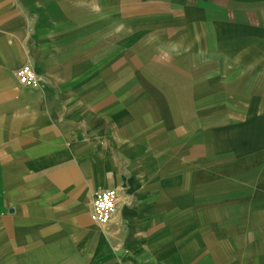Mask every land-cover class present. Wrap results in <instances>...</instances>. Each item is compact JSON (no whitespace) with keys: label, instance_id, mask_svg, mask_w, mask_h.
Here are the masks:
<instances>
[{"label":"crops","instance_id":"obj_1","mask_svg":"<svg viewBox=\"0 0 264 264\" xmlns=\"http://www.w3.org/2000/svg\"><path fill=\"white\" fill-rule=\"evenodd\" d=\"M129 2L0 0V264H264V250H236L247 238L264 248V211L246 210L264 206V177L250 174L264 163V98H251L248 110L241 108L249 116L241 117L237 97L250 85L243 78L264 94V0H221L213 9L234 17L221 22L200 8L185 11L198 21L193 31L201 26L197 49L238 70L232 83L208 85L234 101L221 103L223 128L211 130L216 138L207 146L194 145L188 129L196 116L208 130L213 123L198 106L200 95L193 98L207 93L200 85L208 77L205 56L161 62L155 43L135 41L134 57L116 53L114 28L88 42L83 35L71 45L58 40L61 21L104 19L118 9L124 18ZM92 8L96 13H87ZM177 25L171 31H182ZM105 37L110 43L102 45ZM24 64L42 76L39 87L19 84L15 73ZM97 64L106 66L97 71ZM99 76L104 91L81 85ZM231 84L237 88L229 94ZM214 150H238L231 156L240 158L232 162L238 166L210 163ZM114 188L123 196L112 221L100 226L90 217L91 200ZM245 211L263 224L260 230L235 229Z\"/></svg>","mask_w":264,"mask_h":264},{"label":"rangeland","instance_id":"obj_2","mask_svg":"<svg viewBox=\"0 0 264 264\" xmlns=\"http://www.w3.org/2000/svg\"><path fill=\"white\" fill-rule=\"evenodd\" d=\"M165 1H166V3L165 2L163 3V0H162V2H160V1H154L153 2V0H150V1H148V3H144V2L140 3L139 0H134V1L130 0V2L126 4L128 11L125 10V12L127 14L125 13L124 18H122V14H123L122 9H118V12L114 13L113 15H107L104 17V19L95 20L93 17L92 19L91 18L86 19V21H82V22H77L76 20H73V19L69 20V21H61L57 25V27H58L57 30H55L56 36L58 37V40L60 42H62L64 44H66L68 42V45H71V43H69V42L71 40H73V42H75L77 38L81 37V35H83L85 38H87L86 42H88L91 40V38H90L91 36H95L98 38L101 36L104 37L106 33L110 32V30L114 28V30H116V31H115V35L113 37L114 40L112 43H114V47H112V49H113L112 51H114L116 53H122V52L126 53L127 52V54L130 57H134L135 56L134 54L136 53V51H132V47H133L132 44H134L133 42L135 41V42H139L140 44L145 45L146 47H149L151 45L153 46V44L155 43L156 44L155 52H156V54L160 55V59H161L160 61L161 62H168L169 60L180 59L181 55L182 56H188L189 54H193V55L197 56L198 58L205 56L204 60H209V62H208L207 70L205 71L204 74H207L208 77L205 80H202L200 85H202L204 87V90H207V93L196 92L195 94H193V98L200 95L199 99H201V100L200 101L197 100L198 106H201V108L204 107L208 111L207 113L214 117V118H212L213 123L211 124V127H209L211 129L208 130L206 127L202 126V125H204V123H203L201 117L196 116L193 125L190 126V128H188V129H189V132L193 134V138L195 139L194 145H197V146L198 145L199 146L205 145V146H207V145H209V143L211 144L213 142L212 141L213 138H216V132H214V134H212L211 130L212 129H214V130L218 129L221 131V128H223L221 126V103L230 102V99L232 97L230 95L223 97V95H221L222 90L221 89L218 90V88L215 91H209L208 85L209 84L211 85V90H212L213 89L212 86H215V85L217 86V84H219V82H221V79H224L225 81H227V84L232 83L236 79L235 77L237 76L238 70H237V66H235V64H231V63H227L223 67V65H221L220 62L212 61L213 58H208L207 53L203 49H200V51L197 49V40H199L201 33H202V32L200 33V31H199V30H201V26H198V25H200L201 21H199V24L196 25V26H198L197 29L195 31H193V28H192V25H194L193 22H198V21L194 20V16L192 17L191 20H188L186 18L185 11L187 9L195 8L198 10L200 8L201 10L205 11V14L208 11L210 12V13L208 12L210 15L208 13L207 14L211 18V20L214 21L215 19H219L220 22H221V19H231L234 17L232 15H231L232 16L231 17L227 14L221 15L216 10L213 9L216 6H219V5L221 6V0H210V2L211 3L213 2V3L209 4V5L204 4L205 7L198 5L196 3V1H193V0L182 1L181 6H173L174 4H177L176 1H174V0H171V1L165 0ZM170 2H171V4H173L172 2H174V4L170 5ZM207 6H209V8ZM87 13H89V14L96 13V11L94 8H92V9H88ZM142 13H147V14L144 15ZM195 17H196V15H195ZM151 21L163 22V25L158 26L161 24H157V26L155 27L152 24L150 25ZM172 24H178L177 27H179V25H182L183 26V27H181V28H183L182 31H180V30L178 32L171 31L174 29V26H172ZM100 26H103L100 30L101 31L105 30V31H104V33L101 34V32L99 30V33L101 34L99 36V35L95 34L96 33L95 30H97L95 28L100 27ZM122 28H127L123 35L120 32L122 30ZM158 29H162V32H159ZM188 29H190L192 31H190ZM166 30H169V32H165ZM209 30H210L209 32L211 35V28H209ZM196 31L199 33H197ZM166 33H169V35L166 36L165 35ZM160 34H163V35H160ZM106 39H104V41H102V45L108 44V42L110 41V40L108 41V39L107 40ZM127 40H129L130 43H125ZM122 42H124V43L122 44ZM212 42L213 41L211 40L210 43H212ZM75 47L77 49L78 45L75 44ZM188 48L190 50H188ZM102 49H104V48H102V47L98 48V54ZM153 50H154V48H153ZM98 64H97V68H98L97 71L100 69L101 70L104 69L103 67L106 66V65H104V66L102 65V67H101ZM242 69H244V68H242ZM136 70H137V68H133L131 71V74L133 75V73H135ZM242 75H244V74H242ZM132 81L133 80H131V82H129V85L132 83ZM90 83L81 82V85L88 87L90 85L93 86L96 84L97 87H100L98 92H101V90L104 91V88L106 87L104 78L102 76L97 77V80L95 82H94V80L90 81ZM242 83H249L250 84V85L248 84L249 87H247V86L242 87L241 88V90H242L241 95H237L238 102H239V105H238L239 109L238 110H241V112H242L243 116H241V117H246L247 115L249 116V112L245 111V110H248L247 105H248V103H250L251 98L253 100H255V99L259 100V98H264V94L261 95V94L254 92L255 91L254 90V86H255V80L254 79L250 80V78H243ZM227 86H228L227 90H228L229 94H232L233 88H237V84H236V86L234 84L227 85ZM198 89H200V91L202 90L201 88H198ZM196 90H197V88L193 89V91H196ZM124 97H126V96L125 95H119V98H124ZM231 100H233V99H231ZM241 108H243L245 110H242ZM199 111L201 113L202 110H199ZM236 123H237V119L234 116H232L229 124L235 125ZM237 127H239V126H237ZM228 129H234V126H231V128H228ZM260 129L261 128H259V130ZM262 130L263 129H261V131ZM203 138H205L206 140H203ZM260 141H262V140H260ZM210 146H212V145H210ZM209 150L212 151L213 148L210 147ZM214 151L216 153L211 156V159L209 161L210 163L214 164V163L220 162V166L222 164L223 166H226L228 168H233L234 166H238L237 164H235L236 162L235 163H232V162L238 161L240 158L233 159L231 157L232 155H234L236 157L238 150L236 151L235 154L234 153L225 154V153L233 152L230 150H226L227 152H220L221 150H214ZM217 153L221 154L220 158H215L217 156L216 155ZM255 167H256V172L254 170H252L250 172V174H253L255 177L258 176V177H260V179H263V177H264V163L261 166L260 165L253 166V168H255ZM129 170H130L129 164L126 161H123L122 171L125 174V176L130 175ZM248 175H247V177H249ZM244 176H246V175H244ZM223 188L224 189H232L231 185H228V184H225V186ZM245 194H246V192H243V195H245ZM243 197H246V196H243ZM261 203L264 204V201ZM256 205L247 206L246 210H255L256 209L257 211H264V206L261 207V206H256ZM248 212L249 211L243 212L242 216H241L242 219H238V221L235 222V225H234L235 229L239 230V228H240L241 231H249L252 227L253 228L257 227V229L260 230V226L263 224L259 223V221H256L255 218L248 216L247 215ZM258 214H262V213L258 212ZM245 242H246V244L242 243L240 246L237 244L236 250H248L249 254H250L251 250H264V248L261 247V244L258 246L254 245V244H248V242H251L250 238H247L245 240ZM258 242H259V240H258ZM227 244H228L229 250H234V246L231 245V244H233V242L227 241ZM5 256H7V255H4L3 257H5Z\"/></svg>","mask_w":264,"mask_h":264},{"label":"built area","instance_id":"obj_3","mask_svg":"<svg viewBox=\"0 0 264 264\" xmlns=\"http://www.w3.org/2000/svg\"><path fill=\"white\" fill-rule=\"evenodd\" d=\"M19 84L27 88L39 87L43 81L42 76L33 64L22 65L15 73ZM122 189H104L98 191L91 200L90 217L100 226L109 224L116 212Z\"/></svg>","mask_w":264,"mask_h":264}]
</instances>
